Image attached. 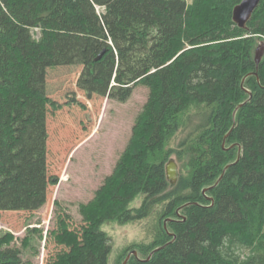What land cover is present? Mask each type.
<instances>
[{"label": "trees", "instance_id": "1", "mask_svg": "<svg viewBox=\"0 0 264 264\" xmlns=\"http://www.w3.org/2000/svg\"><path fill=\"white\" fill-rule=\"evenodd\" d=\"M241 2L0 0L1 212L46 205L49 113L85 108L74 94L66 103L48 95L50 71L80 68L88 100L149 90L113 174L81 207V226L62 218L51 233L62 249L47 264H112L103 226L152 216L153 240L114 264L129 255L127 264H264V0L246 28L233 21ZM10 244L0 238V264H24Z\"/></svg>", "mask_w": 264, "mask_h": 264}, {"label": "rangeland", "instance_id": "2", "mask_svg": "<svg viewBox=\"0 0 264 264\" xmlns=\"http://www.w3.org/2000/svg\"><path fill=\"white\" fill-rule=\"evenodd\" d=\"M96 6L99 12L104 11L99 4ZM263 52L261 44L257 53ZM67 73L50 71L48 95L66 103L68 95L74 94L85 108L70 106L49 113L51 184L47 203L34 212L0 211V238L9 237L10 245L21 249L24 264H47L61 251L51 233L56 232L62 218H68L72 228L81 226V207L95 198L104 181L113 174L149 97V90L139 85L125 102L99 97L88 100L76 86L81 69L74 67ZM63 75L65 82L59 80ZM141 201L142 198H136L131 207H139ZM155 223L152 216L127 225L105 224L103 229L113 241L111 263L127 248L150 243Z\"/></svg>", "mask_w": 264, "mask_h": 264}, {"label": "water", "instance_id": "3", "mask_svg": "<svg viewBox=\"0 0 264 264\" xmlns=\"http://www.w3.org/2000/svg\"><path fill=\"white\" fill-rule=\"evenodd\" d=\"M262 0H242V2L237 5L233 10V21L240 28H246L247 24L252 19V16L256 9L261 4ZM261 47V46H260ZM262 55L257 53V62L261 60ZM167 179L171 185L177 183L179 177V168L175 159H171L166 166ZM133 254L137 256V252L134 251ZM131 255H129L124 264H127L130 260Z\"/></svg>", "mask_w": 264, "mask_h": 264}]
</instances>
